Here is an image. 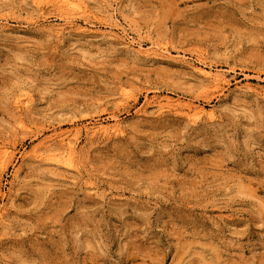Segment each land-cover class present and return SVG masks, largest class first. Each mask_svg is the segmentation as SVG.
Wrapping results in <instances>:
<instances>
[{
  "label": "rangeland",
  "instance_id": "rangeland-1",
  "mask_svg": "<svg viewBox=\"0 0 264 264\" xmlns=\"http://www.w3.org/2000/svg\"><path fill=\"white\" fill-rule=\"evenodd\" d=\"M53 1L0 0V264H264V0Z\"/></svg>",
  "mask_w": 264,
  "mask_h": 264
},
{
  "label": "bare ground",
  "instance_id": "bare-ground-1",
  "mask_svg": "<svg viewBox=\"0 0 264 264\" xmlns=\"http://www.w3.org/2000/svg\"><path fill=\"white\" fill-rule=\"evenodd\" d=\"M39 1H41V0H39ZM54 2V1H53ZM56 2V1H55ZM54 2V3H55ZM58 2L60 3V5H70V4H73L74 3V1L73 0H58ZM57 3V2H56ZM59 3H57V5L59 4ZM77 3V2H76ZM59 5V6H60ZM79 6V5H78ZM71 7V5L70 6H68V8H70ZM74 7V6H73ZM60 8H62V7H60ZM63 8H65V6L63 7ZM68 8H67V10H68ZM72 8V7H71ZM80 8V7H79ZM78 9V8H77ZM62 10H64V9H62ZM72 10H74V9H72ZM80 10V9H79ZM70 11V10H69ZM68 15V14H67ZM141 46V45H140ZM199 69V68H198ZM200 72L205 76V77H207V78H215V80H220V78H219V76H217V75H215V74H213V72H212V70H208V69H206L205 67H200ZM190 111H191V109L189 108V112L188 113H190ZM209 114L211 115L210 116V118H213L214 117V112L213 111H209ZM107 129H109V128H111V129H113L114 131H118L120 128H119V126H118V124L117 125H115V126H112V127H106ZM72 149H73V147L72 146H70V151H72ZM1 151V150H0ZM2 152V151H1ZM3 153V152H2ZM1 153V154H2ZM69 153V152H68ZM8 154V150L7 149H5V151H4V155L6 156ZM68 155H70V153L68 154ZM67 160H69V158L67 159ZM69 164V163H68Z\"/></svg>",
  "mask_w": 264,
  "mask_h": 264
}]
</instances>
